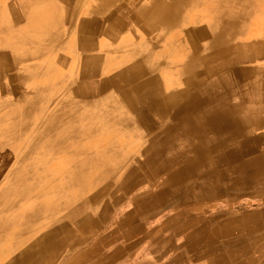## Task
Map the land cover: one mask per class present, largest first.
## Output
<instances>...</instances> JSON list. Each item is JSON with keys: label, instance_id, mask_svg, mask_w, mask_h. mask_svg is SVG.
<instances>
[{"label": "crops", "instance_id": "0c3cea01", "mask_svg": "<svg viewBox=\"0 0 264 264\" xmlns=\"http://www.w3.org/2000/svg\"><path fill=\"white\" fill-rule=\"evenodd\" d=\"M165 1L0 0V194L20 190V182L38 183L55 195L58 217H64L73 208L83 209L89 195L107 183L99 174L129 170L125 161L117 164L119 157L131 161L148 144L173 142V150L161 152L172 161L202 140L212 147L224 134L228 151L244 155L245 141H252V151L264 156V35H249L248 1L240 10L233 0ZM191 124L214 128L208 133ZM10 173L18 184L14 179L10 185ZM257 177V183L230 185L226 197L196 201L205 205L202 212L179 202L165 212L166 225L192 218L202 225L197 233L207 225L239 237V247L225 243V257L239 252L233 262L264 264V172ZM245 197L258 208L219 211ZM67 223L72 229L74 223ZM222 224L228 229L217 228ZM214 235L219 234L209 232ZM145 243L132 248L131 264H153L152 249L174 251L163 248L161 239ZM217 244L193 249L191 260L203 264V254L215 257L210 251ZM19 252L2 264L20 263Z\"/></svg>", "mask_w": 264, "mask_h": 264}, {"label": "bare ground", "instance_id": "6f19581e", "mask_svg": "<svg viewBox=\"0 0 264 264\" xmlns=\"http://www.w3.org/2000/svg\"><path fill=\"white\" fill-rule=\"evenodd\" d=\"M162 1H165V0H162ZM247 1H248V6H249V12H250L249 35L250 36L256 35V33L258 34L261 33V35H264V0H247ZM110 2H112V0H110ZM232 3L238 6L239 10H240V6H242L243 9L246 6L245 0H239V2H236V0H233ZM228 5L231 6L232 5L231 2H228ZM148 7L150 6L148 5ZM148 10L150 9L148 8ZM140 14L142 15L141 12ZM157 14L159 15V13ZM150 15H154V14L150 13ZM153 17L156 18V15L152 16V18ZM149 20H150V17H149ZM220 36L221 35H219V37ZM89 46H91V44ZM157 51L159 50L157 49ZM193 53H195V51ZM39 99H42V97H40ZM81 99L82 98H80V100ZM75 112H78V111H75ZM191 126L195 128L200 126L201 128H204L205 131H208V133H209L210 128L211 129L214 128L213 125L210 126V125L191 124ZM221 128H222V131H224L225 128L223 126ZM60 130L61 129H59V131ZM228 140L229 138L225 137V135L222 134L220 135L219 138L212 140V145H213L212 147L204 146L206 141L202 140L200 142V145L191 146L190 148L183 150L181 153H179V155H176V157L173 158L174 160L172 161H170V159L172 158L171 156L166 155L162 157L161 152L163 153L166 152L167 151L166 148H168V152L173 150L176 147V145H174L173 142L168 143L167 144L168 147L156 146L157 144L153 143L150 146L148 144L145 148H141V151H140L141 154L133 157V159H131L129 163H126V166L130 164L131 169L126 177L125 182L122 184L123 186H126V188H128L129 190L135 188L138 190V193H142L144 195L143 197H141V195L139 194L133 200V205L138 206L137 213L140 216L145 217L147 214H149L153 210L158 211V210L163 209L164 212H170V211H173L177 207L179 202L181 201H184L187 204L193 203L194 205H186V207L193 206V207L198 208V210L202 212V209L205 208V205H196L195 204L196 201H202V202L208 203L209 201L213 200L214 198L218 196L229 195V193L232 190V188H230L231 187L230 185L240 186L242 184H247L249 180L253 182H257L259 178L257 177L258 175H252L250 173L252 171H255V169H253L252 167H256L260 174L264 172V156H261V154H259L257 151H252V149H255V144L252 141H245L246 143L245 147L247 148L246 149L247 153L244 155H243V152H241L240 150L228 151L225 148V144L228 143ZM209 148H213L214 151L218 153L216 155L212 154ZM211 151L214 152L213 150ZM176 160H178L177 165L175 164ZM245 172L249 174L247 176V179L244 176ZM15 181H17V179H15ZM34 189L35 187H32L30 185L20 184V190L13 188V189H9L6 192L0 194V258L5 256L4 254L8 250H10V248L20 247V252H19L20 254L18 255V257L20 258V263L19 261H17L15 264H34L35 261L40 258V254L43 255V253H48L52 249H53L52 251H54V257H55L58 244L60 243L59 236L62 234L64 229L67 226H69L68 224L69 222L67 223V220L71 222L72 220L73 222L75 221V215H76L75 210H70L64 217H61L57 220L54 219L51 223H49L47 227L45 228V230L41 232V234L38 236L36 240H31L30 237H31L32 232H34L39 226H42V224H47L51 220V218L54 216V213H55V210L53 209V207L48 206V204H46V199L48 198L47 194H43L42 196H40L41 198H39L37 201H34L35 199H33L32 197ZM150 189L152 191H149ZM201 193L202 195H200ZM203 195L204 197H200ZM125 215H128L130 218H132V215H135V210L125 211L124 215L122 216H125ZM47 218H49V221H47ZM218 228L221 230L228 229V227H225L223 224L220 225ZM219 243H224V242H219ZM21 245H25V248L22 249ZM215 253L218 256L220 254L217 252ZM210 254L212 256L214 255L212 253ZM112 258H113V254L111 253L107 255L106 259L104 258L103 259L104 261H106ZM174 258L176 261V257ZM217 259H214L213 257L206 258L205 263L209 264L210 262L217 261Z\"/></svg>", "mask_w": 264, "mask_h": 264}, {"label": "rangeland", "instance_id": "374dc122", "mask_svg": "<svg viewBox=\"0 0 264 264\" xmlns=\"http://www.w3.org/2000/svg\"><path fill=\"white\" fill-rule=\"evenodd\" d=\"M119 158L120 159L117 164H124L123 161H125L126 166V163H129L130 161L128 160V158H125L123 156ZM127 167L129 168V170L120 174L101 173L99 174L101 178L97 174V177H99L102 182L107 183H105L99 189L95 190L94 194L89 195L88 204L86 206H83V209L76 210L78 209V207L71 209L75 210L76 213L75 221L73 222L72 220V222L74 223L72 228L73 230L69 226H67L59 236L60 243L58 244L55 257L54 251H52V249L48 253H43V255L40 254V258L37 259L34 264H131L136 259L133 255L134 253L132 252V248L134 246H138V244L142 243V245H145V242L147 241H149L150 243H154L161 238V240L163 241V248L171 247L174 249V251H172L173 253L167 254L163 253L162 251L161 253H159L158 250L152 249L154 255L153 264H195L193 260H191L193 257L191 252L193 249L199 246L201 247L204 245L216 244L219 242L224 243L217 244V247L213 248L210 251V253L214 254V259H217L218 257L217 261L213 262V264H230L235 261L234 259L238 258L236 255L239 252H232L229 257H225L224 250L227 247L225 243H232L233 248L239 247V244L236 243L239 237H231L229 234L223 235L219 231H210L211 227L207 225H203V227L206 228H201L200 232L197 233L196 230L199 227H202V225L199 226V224L196 223V220H193L192 218L180 221L179 223H177V221L175 225H166L167 220L169 219L168 217L170 216L168 215V213L165 214L163 210L151 211L148 216L145 217L137 215L136 211L138 210V206L133 205V200L139 194L141 195V197H143L144 195L142 193H138V190L135 188L129 190L128 188H126V186L122 185L125 182L126 177L130 171V164L127 165ZM252 168L255 169V171H252L250 174L259 176L260 173L258 169L256 167ZM93 175L94 174H89L90 177ZM248 175V173H244L246 179ZM8 178L10 181V185H12L11 183H14L15 174L10 173ZM17 182L19 183L18 179L16 181V184H18ZM251 182L253 181L249 180L248 183L250 184ZM108 183L110 185H115L116 190H113L112 186L109 189ZM20 184H26L35 187L32 196L33 199H35L34 201H37L39 198H41L40 196H42L43 194H47L48 198L46 199V204H48V206H52L55 210L54 216L51 218V220L49 221V218H47V221H49L47 224H42V226H39L34 232H32L30 239L36 240L49 223H51L54 219L57 220L61 218L58 217L61 213L57 212V204H55L54 202V194L50 193L46 189L41 190V188H38V183L33 184L31 182H22ZM149 191L152 190L150 189ZM200 195H202V193ZM226 196L227 195L221 197ZM200 197H204V195ZM248 199V197L237 198L236 200H234L232 206L228 204L222 205L219 211L224 212L232 210L234 213H245L256 210L258 206L256 204H252V202L248 201ZM63 203L61 202L63 207L66 208L69 206ZM244 203H248L247 206ZM133 210H135V215H132V218H130L128 215L122 216L124 215L125 211ZM159 213H161L160 217H158ZM139 218L147 219L144 225H141L139 222L133 223L135 219ZM205 223L206 221H203L200 224ZM215 223L217 224V221ZM238 223L239 221L237 222V224ZM233 228H235L234 225ZM146 230H149L148 235L144 236L143 234L146 232ZM164 232L166 234H164L163 236H157L158 233L162 234ZM209 232H214V234L217 233L219 235L209 236ZM135 234H141L142 236L135 237ZM70 239H73L71 250L69 251L72 253V255L69 252H65L71 242ZM249 239L255 240V238L251 237ZM21 247L22 249H24L25 245H21ZM18 250H20V247L10 248V250H8L4 254L5 256L0 258V264L3 262V260L9 257L11 252H15ZM215 252L220 253L219 256ZM111 253L113 254V258L104 261V259L107 258V255ZM203 255L204 256L201 261L203 264H207L205 263V259L209 258V254L206 253ZM174 257H176V261ZM230 259H232V261ZM14 261L15 260H13L12 262H8L7 264H15L16 262ZM143 261L144 260H141L138 264H149V262L143 263ZM233 264L239 263L233 262Z\"/></svg>", "mask_w": 264, "mask_h": 264}]
</instances>
